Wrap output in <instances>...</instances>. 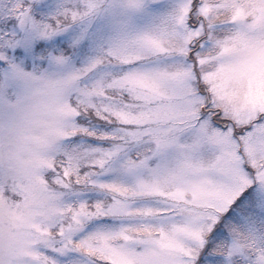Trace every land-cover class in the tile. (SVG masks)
<instances>
[{"label": "snow or ice", "instance_id": "snow-or-ice-1", "mask_svg": "<svg viewBox=\"0 0 264 264\" xmlns=\"http://www.w3.org/2000/svg\"><path fill=\"white\" fill-rule=\"evenodd\" d=\"M0 264H264V0H0Z\"/></svg>", "mask_w": 264, "mask_h": 264}]
</instances>
